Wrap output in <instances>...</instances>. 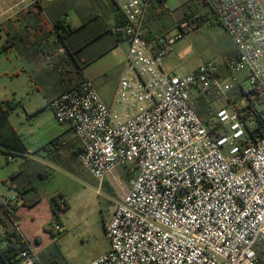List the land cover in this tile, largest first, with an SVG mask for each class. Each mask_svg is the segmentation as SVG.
I'll return each instance as SVG.
<instances>
[{
  "label": "built area",
  "instance_id": "1",
  "mask_svg": "<svg viewBox=\"0 0 264 264\" xmlns=\"http://www.w3.org/2000/svg\"><path fill=\"white\" fill-rule=\"evenodd\" d=\"M54 1L0 0V23L32 3ZM115 1L123 21L113 31L128 51L111 103L84 75L48 102L56 121L70 126L78 162L95 180L126 170L127 190L105 224L109 248L88 264H264V130L253 137L264 123V1L197 0L236 48L224 62L226 84L213 61L184 74L162 71L194 17L174 35L153 34L146 26L151 0ZM240 72L248 83L245 109L230 105L201 120L194 92L225 97ZM57 198L58 216L64 206ZM17 201L5 210L11 230L0 232V264H37L29 246L4 244L8 233L20 236Z\"/></svg>",
  "mask_w": 264,
  "mask_h": 264
},
{
  "label": "rangeland",
  "instance_id": "2",
  "mask_svg": "<svg viewBox=\"0 0 264 264\" xmlns=\"http://www.w3.org/2000/svg\"><path fill=\"white\" fill-rule=\"evenodd\" d=\"M63 1L58 2L63 3ZM110 4V0L97 2L67 0V5L74 6L67 9V23L79 27V31L72 37V44L74 41L84 42L89 38L94 39L99 31L113 29L112 20L107 17V10L111 8ZM165 7L166 13L160 17L147 15L146 26L154 34L174 35L180 32L179 24L187 17H194L196 23L195 32H186L173 44L170 66H175L183 74L182 72L187 73L202 61H213L218 65L222 57L219 46L224 47L226 42H231L221 31L222 28L210 15L208 9L198 5L196 0H166ZM91 15L92 21L89 19ZM85 20L88 21L83 24ZM5 21H3L4 24L0 23L2 27L0 51L6 41L15 44L7 52L0 53V103L10 101L14 104V109L8 115L10 125L29 152L43 154L41 148L60 136L67 124H59L56 121L43 97V91L37 90L31 70L20 59L17 38L13 36L12 39L15 41L7 40ZM199 23L201 25L197 27ZM112 43H115L113 35L105 32L100 42L92 41L83 48L82 52L80 51L82 56L87 57L105 52L102 57L88 65L85 71L96 85L102 101L107 99L110 101L114 83L117 79L119 82L125 70L128 44L122 40L117 42L118 46L107 48ZM245 76L246 72L234 75L237 80L236 85L241 88L236 89L239 95L238 108L246 103L242 93L248 85ZM100 77L105 79L103 84L99 82ZM228 81L226 76L225 84ZM194 96L195 112L201 120L206 121L202 108L205 106V110L212 109L218 100H212L213 96H200L196 92ZM204 97H209L208 105L205 104ZM20 167H26L24 159L10 157L0 148V221L5 223V228L2 229L0 226V232L5 229L11 230L8 219L5 217V210L10 208L9 200L17 195L16 207L23 206V200L18 192L9 188L6 183L7 180L12 181L10 177L16 175ZM51 167V176L36 182L41 199L33 206L25 205L20 212H15L14 221L18 227L20 226L24 237L36 254L37 264H88L109 248L105 224L119 195L127 190L126 170L122 167L117 168L114 176L102 184L74 160H68L67 170L54 163ZM45 195L49 196L47 201L42 199ZM59 195L63 196L67 208L55 219L52 212L51 215L48 213L47 202L51 203V200ZM11 240L13 246H18L13 236ZM4 244H9V241Z\"/></svg>",
  "mask_w": 264,
  "mask_h": 264
},
{
  "label": "crops",
  "instance_id": "3",
  "mask_svg": "<svg viewBox=\"0 0 264 264\" xmlns=\"http://www.w3.org/2000/svg\"><path fill=\"white\" fill-rule=\"evenodd\" d=\"M58 1L60 0L49 3H42V2L32 3L27 7L21 9L20 11H18L16 14H14L5 21L6 22L5 26L7 28L6 29L7 40L12 41L13 36L17 38L18 41L16 43L17 44L19 43L18 49L20 50L19 52L20 59L31 70L34 84L37 87L38 91L39 90L43 91V97L46 99V103H48V101L51 98L60 94L66 88L74 84L81 75H84L87 78H89L85 73L88 65L93 63L98 58L102 57V55L105 54V52L103 54L102 53L96 54L95 56H91V57H87L86 55H83L84 56L83 57L80 51L82 52L83 48L86 47L88 43L90 44L92 41L100 42V40L103 39L104 33L111 30L109 29L103 32L99 31L96 37L93 36L94 39L89 38L87 41L84 42L74 41L72 44V37L75 33L79 31V27H74L71 26V24L67 23V13H68L67 9L68 8L71 9L74 6L67 5V0H64L63 3H59ZM95 1L97 2L98 0ZM107 11H108L107 17L108 19L112 20V25L114 26V24L116 23V15L111 10V8ZM43 14L45 16H43ZM204 15L206 16L205 13ZM41 17L44 18L41 19ZM89 19L90 21H92V15L89 17ZM87 21L88 20H85L83 24L87 23ZM55 23L64 25L66 27L68 26L66 33L64 32L65 35L64 44L66 48L68 47L72 50H79V53H77V55L74 54L76 56V59H74L70 55L68 56L67 54L65 55L63 53H60V50L63 48H61L60 43L57 41L56 35L53 34L54 32L53 27ZM195 26L196 23L191 29L192 32H195L194 29L196 28ZM0 30H2V27H0ZM221 31L224 32L225 36H228L231 42V43L226 42L224 47L218 45L221 48L220 55H222L221 62L218 64V72H219V76L225 81L226 76H228L227 75L228 72L226 71L224 62L226 59L234 57L236 55V48L229 35L223 29H221ZM45 32L47 35L44 34ZM110 34L113 35L115 43L110 44V46L108 45L107 48H112L114 45L118 46L116 41L118 37L116 38L114 34L112 33ZM120 41L122 40L120 39ZM8 43L9 41H6L5 45H8ZM3 47L4 45H2V48ZM10 48H7L5 50L2 49L0 53L7 52ZM171 56L172 54L169 57H167L166 60L164 61L162 66V71L168 74H181L175 68V66H170L169 60L171 59ZM84 61L85 63L89 61V63L86 64L85 66H82V63H84ZM198 64L188 72L194 71L197 68ZM182 73L184 74V72ZM99 82L103 84L105 82V79L103 77H100ZM117 85H118V79L114 83L113 86L114 90L110 98V101L107 99L103 101L104 103L105 102L106 104L111 103ZM94 86L96 88L95 84ZM237 88H240L239 85L238 86L236 85L234 89H232L225 95V97L211 98L214 101L215 100L218 101H216L215 106L212 109L208 108L207 110H205V106L204 108H202V110H204L205 113L204 115L206 116L207 120L219 108L229 107L230 105H235L237 107V101L239 98V95L236 90ZM207 96H211V95H207ZM208 100L209 97L208 98L204 97V102L206 105L209 104ZM62 132L63 133L60 136L52 140L53 142L58 141L55 143V145L51 144L49 146V149L43 150L45 154L36 153V152H34L33 154L29 152L28 149L25 147V150H23L24 153L15 154L13 156V157H20L24 159L26 162V167H20L18 169L17 174L10 177L12 181L17 185V188L21 193L20 198H22L23 200V206L21 208L16 207L14 213L20 212L25 207V205H29L30 207L33 206L36 203V201L41 199L40 192L38 191L36 182L38 180L41 181L46 180L51 176L52 174L51 164L54 163L57 166H61L62 168L67 170V162L69 159L78 162L77 159V153L79 150L78 140L73 135L70 126L68 124L64 127ZM1 149L4 150L5 152L7 151L4 148ZM111 176L113 177L114 173L108 176L103 181L102 184L107 182V180L111 179ZM120 196L121 195H119L117 202L120 200ZM48 197L49 196L45 195V197H42V199L47 201ZM47 204H48V213H50L51 215L52 212L51 204L49 201L47 202ZM0 226L2 227V229L5 228V223L0 221ZM18 229H19V234L25 245L29 246L32 249L31 245L28 243V240H26V238L24 237L20 226L18 227Z\"/></svg>",
  "mask_w": 264,
  "mask_h": 264
},
{
  "label": "trees",
  "instance_id": "4",
  "mask_svg": "<svg viewBox=\"0 0 264 264\" xmlns=\"http://www.w3.org/2000/svg\"><path fill=\"white\" fill-rule=\"evenodd\" d=\"M110 1H111V4H110L111 5V10L116 15V23L113 26V29H114L117 25L122 23L123 19H122V16H121V14H120V12L118 10L117 2L115 0H110ZM165 1L166 0H151V8H150L148 14H150L151 16H155V17H160V16L164 15L166 13L165 10H167L166 7H165ZM199 21H201V20H199ZM200 24L201 23H199L197 26H199ZM67 29H68V26L66 27L64 25L55 23L54 27H53V30H54L53 34L56 35L57 41L60 43L61 48L64 49V54L65 55L67 54L68 56L70 55L71 57L76 59L75 55H77V53H79V50H72V49H70L68 47L66 48V46L64 44V38H65L64 32L66 33ZM113 29L110 30V31H107V32L114 34ZM67 33H68V31H67ZM150 33H152V31H150ZM115 37L117 38L116 35H115ZM12 41H14V40H12ZM116 41L118 42V41H120V39L117 38ZM13 43L14 42H9L8 45H4V47L2 49L5 50L7 48H10L11 46H14L15 43L14 44ZM88 63H89V61L87 63H82V66H85ZM79 75H80V73H79ZM242 93L245 96L244 91H242ZM47 105H48V103H47ZM13 109H14V104H12L10 101H5L3 103H0V147L4 148L5 150H7L6 154H8V155H10L12 157L15 154L24 153L23 150H25V146L22 143V141L20 139V136L16 133V131L8 123V115ZM244 109L242 108V110H244ZM261 130H264V123H259L253 128V132L255 134V136L253 135V137H256L257 135L261 134ZM56 142H58V141H55V142L51 141L50 143L44 145L42 147V149L43 150H47V149H49V146L51 144L55 145ZM16 191L18 192V195L20 196L21 193L19 192L18 188L16 189ZM57 197L60 198L61 201H62V204H63L64 207L60 211L62 213H64V210L67 208L65 200H64L62 195H59ZM50 204H51V210H52L53 216L56 219L57 218V211L59 210V207H58V205L56 203V197H54L51 200ZM11 236H13L15 238V243H17L19 245V247L25 246V243L23 242L21 237L18 236L17 233H15V232L13 233L12 232V233H8V238H7V240L9 241L8 246L10 248L14 247L13 244H12Z\"/></svg>",
  "mask_w": 264,
  "mask_h": 264
}]
</instances>
